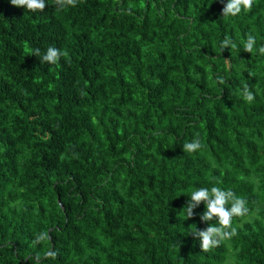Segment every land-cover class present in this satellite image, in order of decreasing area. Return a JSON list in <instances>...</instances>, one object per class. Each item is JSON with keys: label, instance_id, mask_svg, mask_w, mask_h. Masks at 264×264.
I'll return each instance as SVG.
<instances>
[{"label": "trees", "instance_id": "16d2710c", "mask_svg": "<svg viewBox=\"0 0 264 264\" xmlns=\"http://www.w3.org/2000/svg\"><path fill=\"white\" fill-rule=\"evenodd\" d=\"M226 2L78 0L57 11L46 0L33 13L0 0V264L38 253L41 264H264V0L225 18ZM225 37L237 48L222 50ZM48 47L68 56L31 55ZM196 138L203 147L184 152ZM213 185L250 213L202 252L191 232L208 226L205 206L186 220L182 208ZM41 231L51 240L33 246Z\"/></svg>", "mask_w": 264, "mask_h": 264}, {"label": "clouds", "instance_id": "9594fccd", "mask_svg": "<svg viewBox=\"0 0 264 264\" xmlns=\"http://www.w3.org/2000/svg\"><path fill=\"white\" fill-rule=\"evenodd\" d=\"M56 10L60 11L67 7H76L78 0H53ZM10 4L17 8H24L30 12H43L46 7V0H10ZM254 4V0H227L222 8V17H235L241 13L251 11ZM131 14L129 8L128 13ZM243 50L248 53H253L256 45V37L249 34L246 41H243ZM222 50L224 49H236L237 45L230 38L225 37L220 44ZM258 52L264 55V45L260 46ZM32 56L40 58L41 63H47L50 65H56L61 57H67L66 51H61L55 47H48L46 53L41 54L40 49H34L31 53ZM226 62L229 59H225ZM219 83L223 84L224 80L221 77H217ZM243 100L251 104L255 100V94L249 89V86L245 84L241 92ZM203 147L200 139H193L192 142H186L183 144L182 149L187 153H194L199 151ZM205 206V210L199 214L201 222L208 226L204 229L198 228L195 224H192L194 231L191 235L194 238L199 239L200 248L202 252H209L212 249L219 247L226 241L231 240L238 234V226H233L234 218H245L249 216L250 209L247 206V200L241 196H237L231 189H222L221 187L213 185L211 188L200 187L194 189L190 193V199L186 202V205L182 208L185 213V220L195 217L194 212L198 206ZM51 240V236L48 231H41L37 233L32 240L33 246L42 244ZM58 253L55 250H45L43 252L44 259H56ZM35 264H41V254H37L35 257ZM226 264H234V261L229 258Z\"/></svg>", "mask_w": 264, "mask_h": 264}]
</instances>
